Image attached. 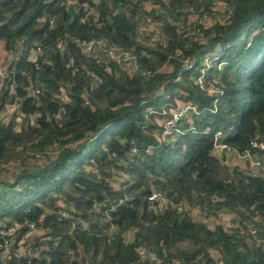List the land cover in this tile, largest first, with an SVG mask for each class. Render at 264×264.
<instances>
[{
    "label": "trees",
    "instance_id": "16d2710c",
    "mask_svg": "<svg viewBox=\"0 0 264 264\" xmlns=\"http://www.w3.org/2000/svg\"><path fill=\"white\" fill-rule=\"evenodd\" d=\"M98 38L143 71L82 51ZM1 59L0 227L17 234L0 264H264L246 226L264 237V171L215 150L264 140V0H0Z\"/></svg>",
    "mask_w": 264,
    "mask_h": 264
},
{
    "label": "built area",
    "instance_id": "2783aa9c",
    "mask_svg": "<svg viewBox=\"0 0 264 264\" xmlns=\"http://www.w3.org/2000/svg\"><path fill=\"white\" fill-rule=\"evenodd\" d=\"M88 7L85 6V9ZM51 24H53V21H50ZM63 46V44L58 43V47ZM82 51L88 54L96 53L98 51L104 52L106 56L119 63L122 66V69L129 73L138 70L139 72H142L143 70L140 69V67L137 64V60L135 55L130 52L129 50L123 49L118 47L116 44L111 43L107 44L105 43L104 39L98 38L90 41H85L79 44ZM42 54V49L40 45H36L30 55L29 59L31 61H36L38 57ZM10 70L8 69L6 63L0 62V76L2 79L9 78ZM91 77H94L93 73L89 74ZM180 77L177 76L176 80H179ZM18 87V84L15 82V80L10 81L9 83V94H13L16 91V88ZM35 93H38V90H35ZM62 98L66 97V94L63 93L61 95ZM187 107L181 108L178 111H175L173 113V117L171 120H168L165 124L166 130H170L173 126V123L180 118L182 112L186 111ZM219 132H217L218 134ZM257 150H263L264 149V140H252L250 142V147H246L243 149H238L236 147L230 146L228 144L222 143V142H215V150L217 154L224 153L229 156H233L234 158L238 160H242L246 162L247 169L249 171H255L258 168H262L264 171V163L262 159L258 156L256 151ZM147 198L149 200H159L162 203H168L173 206H176L178 210H183L185 208H188L192 213L205 217L207 214V211L198 207H191L188 204H176L174 201L168 196L165 192L161 190L153 189L149 192L147 195ZM230 211V212H229ZM217 213H219L224 220L227 219H236L237 221H240V217L238 214L232 210H226V209H220L216 210ZM62 215H68L69 211L66 209H63L61 211ZM30 231H33L35 229V224L30 223ZM248 233L251 236H254L256 241L261 243L264 246V237L257 235V229L252 224L246 223ZM16 230L13 227L7 228V227H0V236L2 237V240L0 241V258L4 259L7 258L10 254L11 250L14 249V247L11 248V245H14V238L16 236ZM138 253L140 255V259H144L146 257L154 258L155 255L153 252L148 251L144 246H138L137 248ZM21 255L27 256V257H33V249L30 244H27L25 249H23V252L20 253ZM139 264V263H138Z\"/></svg>",
    "mask_w": 264,
    "mask_h": 264
},
{
    "label": "rangeland",
    "instance_id": "374dc122",
    "mask_svg": "<svg viewBox=\"0 0 264 264\" xmlns=\"http://www.w3.org/2000/svg\"><path fill=\"white\" fill-rule=\"evenodd\" d=\"M141 25L143 26V23H141ZM0 62L3 63L4 60L1 59ZM10 167H11V166H10ZM10 178H11V177H10ZM13 247H14V245H13ZM25 247H26V245H22V247L19 248V253H22V252H23V249H25Z\"/></svg>",
    "mask_w": 264,
    "mask_h": 264
},
{
    "label": "water",
    "instance_id": "95a60500",
    "mask_svg": "<svg viewBox=\"0 0 264 264\" xmlns=\"http://www.w3.org/2000/svg\"><path fill=\"white\" fill-rule=\"evenodd\" d=\"M13 247V245H11V248Z\"/></svg>",
    "mask_w": 264,
    "mask_h": 264
}]
</instances>
